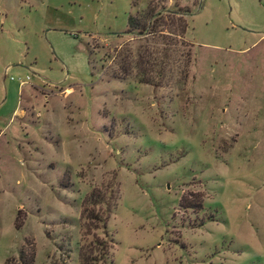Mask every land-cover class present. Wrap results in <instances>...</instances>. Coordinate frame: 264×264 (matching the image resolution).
I'll return each instance as SVG.
<instances>
[{
	"label": "rangeland",
	"instance_id": "374dc122",
	"mask_svg": "<svg viewBox=\"0 0 264 264\" xmlns=\"http://www.w3.org/2000/svg\"><path fill=\"white\" fill-rule=\"evenodd\" d=\"M147 1L0 0V264H81L109 187L88 264H264V0H161L188 63L156 88L113 77Z\"/></svg>",
	"mask_w": 264,
	"mask_h": 264
},
{
	"label": "trees",
	"instance_id": "16d2710c",
	"mask_svg": "<svg viewBox=\"0 0 264 264\" xmlns=\"http://www.w3.org/2000/svg\"><path fill=\"white\" fill-rule=\"evenodd\" d=\"M129 1L130 7H134L135 0ZM188 16L186 9L176 6L167 9L161 5V0L160 3L147 1L142 12L127 15L125 30L121 34L132 37L131 41L136 45L131 47L130 44L123 43L113 50V77L120 80L133 78L139 84L156 88L163 84L166 74L171 76L175 72L178 77L184 76L188 56L183 51L186 44L182 36L187 29L185 17ZM172 54H176L178 58H170ZM181 57L183 62L179 59ZM114 199V192L109 187L105 194L93 189L82 200L80 215L85 220V235H89L91 240L80 248L81 264L104 260L106 242L91 234L90 230L99 229L105 236V223ZM96 204H102L105 208L95 210ZM185 207L196 208L190 204ZM32 258L31 249L28 252L20 251L14 264H32ZM10 261L3 264H10Z\"/></svg>",
	"mask_w": 264,
	"mask_h": 264
},
{
	"label": "built area",
	"instance_id": "2783aa9c",
	"mask_svg": "<svg viewBox=\"0 0 264 264\" xmlns=\"http://www.w3.org/2000/svg\"><path fill=\"white\" fill-rule=\"evenodd\" d=\"M22 83L18 82V85H21Z\"/></svg>",
	"mask_w": 264,
	"mask_h": 264
}]
</instances>
